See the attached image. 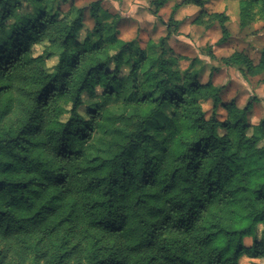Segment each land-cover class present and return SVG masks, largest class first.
Segmentation results:
<instances>
[{"label": "trees", "instance_id": "16d2710c", "mask_svg": "<svg viewBox=\"0 0 264 264\" xmlns=\"http://www.w3.org/2000/svg\"><path fill=\"white\" fill-rule=\"evenodd\" d=\"M66 2L0 0V264L264 259V119L223 101L193 61L180 68L167 45L179 5L139 47L99 3L86 29ZM220 60L264 83V49L256 64Z\"/></svg>", "mask_w": 264, "mask_h": 264}, {"label": "rangeland", "instance_id": "374dc122", "mask_svg": "<svg viewBox=\"0 0 264 264\" xmlns=\"http://www.w3.org/2000/svg\"><path fill=\"white\" fill-rule=\"evenodd\" d=\"M61 8L66 10L70 1L77 7L86 9L84 25L92 29L94 22L88 9L94 3L106 11L108 18L101 17L102 21L110 22L118 18L119 38L125 41H135V45L144 47L148 40L158 41L166 36V23L174 5H179L174 20L179 25H171V35L167 45L185 60L179 63L180 68H186L192 61L195 68H200V80L205 83L211 80L214 84L224 86L223 101L235 98L243 107L251 104L249 119L257 123L264 118V84L259 78L245 76L242 69L227 67L221 58L228 57L233 52H241L256 64L260 53L264 49V12L260 4H247V0H167L154 15L155 6L152 0H66ZM61 3L62 0H59ZM154 13V14H153ZM227 17L225 25L229 31V39L225 44L217 42L221 38V29L216 18L218 14ZM80 37L85 32H80ZM34 55L38 56L42 48L35 47ZM211 53L213 58L209 57ZM57 62L56 58L46 61L47 68ZM97 91H99L97 89ZM88 99L85 94L83 100ZM210 111V103L203 106ZM85 110H79L84 115ZM239 264H264V259L255 260L241 257Z\"/></svg>", "mask_w": 264, "mask_h": 264}, {"label": "crops", "instance_id": "0c3cea01", "mask_svg": "<svg viewBox=\"0 0 264 264\" xmlns=\"http://www.w3.org/2000/svg\"><path fill=\"white\" fill-rule=\"evenodd\" d=\"M253 78H257V77H253ZM261 83V82H260ZM262 84H264V83H262ZM232 99H235V98H231L230 100H232ZM229 100V101H230ZM235 101H236V104H237V106L239 107V108H243V105H239V103L237 102V100L235 99ZM262 119H264V118H262ZM261 120V119H260ZM260 120H258L257 121V123L260 121ZM253 124H255V123H253Z\"/></svg>", "mask_w": 264, "mask_h": 264}]
</instances>
